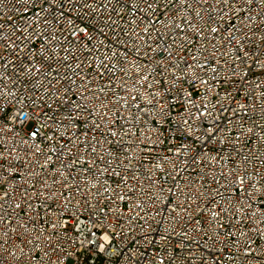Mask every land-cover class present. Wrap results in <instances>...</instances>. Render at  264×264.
I'll return each mask as SVG.
<instances>
[{"label":"built area","instance_id":"built-area-1","mask_svg":"<svg viewBox=\"0 0 264 264\" xmlns=\"http://www.w3.org/2000/svg\"><path fill=\"white\" fill-rule=\"evenodd\" d=\"M0 264H264V0H0Z\"/></svg>","mask_w":264,"mask_h":264}]
</instances>
